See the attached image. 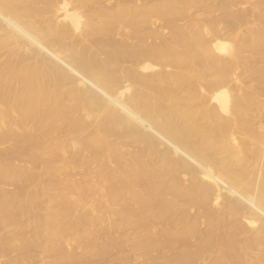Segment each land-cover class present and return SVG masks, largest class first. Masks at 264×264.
Returning <instances> with one entry per match:
<instances>
[{
	"label": "bare ground",
	"instance_id": "obj_1",
	"mask_svg": "<svg viewBox=\"0 0 264 264\" xmlns=\"http://www.w3.org/2000/svg\"><path fill=\"white\" fill-rule=\"evenodd\" d=\"M0 264H264V0H0Z\"/></svg>",
	"mask_w": 264,
	"mask_h": 264
},
{
	"label": "rangeland",
	"instance_id": "obj_2",
	"mask_svg": "<svg viewBox=\"0 0 264 264\" xmlns=\"http://www.w3.org/2000/svg\"><path fill=\"white\" fill-rule=\"evenodd\" d=\"M229 189V188H228ZM231 191V189H229Z\"/></svg>",
	"mask_w": 264,
	"mask_h": 264
}]
</instances>
